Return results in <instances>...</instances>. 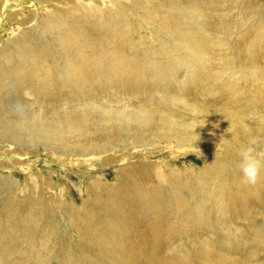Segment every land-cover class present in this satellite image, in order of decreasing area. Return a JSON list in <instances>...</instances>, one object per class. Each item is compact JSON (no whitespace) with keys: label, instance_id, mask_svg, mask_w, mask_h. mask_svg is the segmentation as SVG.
Returning a JSON list of instances; mask_svg holds the SVG:
<instances>
[{"label":"rangeland","instance_id":"obj_1","mask_svg":"<svg viewBox=\"0 0 264 264\" xmlns=\"http://www.w3.org/2000/svg\"><path fill=\"white\" fill-rule=\"evenodd\" d=\"M134 1L135 5L132 4L129 10L132 16L126 17L127 27L122 32L127 33L124 41L135 46L138 54H144L147 46L158 47L153 35L155 32L151 31L152 25L145 23V20H149L145 16L151 17L153 7L147 0ZM246 1L250 3L249 9L226 10L221 19L227 24L234 22L235 18L242 20V31L251 23L255 26L264 23V0ZM26 2L34 6V15L28 18L20 16L19 9H11L1 20L0 11V47L12 43L23 30L28 31L31 23L47 21L64 12L65 8L74 6V1L65 0ZM99 6L104 11L108 10L107 5ZM139 7L142 11L137 10ZM29 21L31 23L26 24ZM129 28L131 31L127 32ZM12 30L21 31L12 34ZM160 36L167 41V47L172 43L162 34ZM89 37L84 48L78 49L76 45L69 47L71 53L66 55L68 60L88 47L95 48L90 52L94 57H98L101 49L110 45L118 48L110 50L123 48V42L118 37L114 38L112 33L91 34ZM245 47L246 44L238 48L242 51ZM63 57L59 56V65L64 64L66 59ZM148 59L159 60L160 57L149 56ZM162 63L165 62L156 64ZM234 66L239 73H246L248 77L254 73L256 79L254 88L243 84L242 91L250 93V99L259 95L263 99L262 107L255 112L256 121L247 126L248 136L241 135L236 128L222 126L219 119L208 118L188 108L172 106L168 111L152 110L149 102H166L168 95L165 93L179 100L176 94L186 84H189V96L196 103H201L204 96L201 88L190 81L189 70L178 67L167 73L164 84H156L149 77L141 90L130 97L123 92L115 94L105 91L87 100L97 108L102 107L100 111H84L88 120L101 128L111 115L113 121H125L124 117H117L114 112L107 113L111 109L115 112L126 109L128 112L124 116H127L140 110L141 106L145 107L150 112V121L139 132L142 145L123 135L117 128L118 124L106 133L109 139L102 140L101 134L87 123L84 127L85 139L81 141L92 147H101L104 142L112 147L110 151L84 158L39 149L38 152H18L25 155L18 158L1 149L0 166L5 168L0 169V264H167L173 253L182 254L190 246L200 247L210 242L213 235L206 227L220 217L217 211L210 214V222L202 218L194 221V208H199L203 203L202 194L205 193L204 184L198 181L200 175L214 165V171L220 172L218 179L226 196L230 194L231 186L238 188L244 182L239 178L242 175L232 176L239 169L242 158L240 154L231 157L227 143H230L233 151L236 150L235 154L239 152L236 146L240 151L250 149L259 165L258 157L264 154V61L250 63L243 55L237 54L234 55ZM149 75V72H145V76ZM204 99L207 98L204 96ZM79 104V101H73L71 106ZM58 108L64 109L62 104ZM171 124L183 130L184 137L187 134L196 137L197 145L178 147L174 141L169 142L170 138L165 134ZM232 137L236 141L233 142ZM17 159L25 160L19 162ZM206 180L213 183V178ZM151 192H154V199L146 202L140 200L141 195ZM218 193L215 191V194ZM116 196L118 199L113 201L111 197ZM166 197L173 199L167 201L164 199ZM178 200L187 205L186 209L176 211L173 208ZM212 201L209 199L205 202L206 208H212ZM34 203L46 210L44 221L37 220L39 225L46 227L43 230H37L33 225L28 228L23 225L29 219ZM156 203L161 204L160 214ZM21 204L27 208H22ZM262 205L264 203L258 206ZM187 212L193 217L189 218ZM245 212L248 211L242 209L240 213ZM229 226L235 229L239 227L233 224ZM45 233L51 245L47 253L41 248ZM214 242L215 245H208L212 264H253L248 257L223 251L218 236ZM151 256L154 257L153 261L149 260ZM39 257L46 260L40 261ZM260 259L263 260L264 256L261 255ZM191 264L200 263L195 260Z\"/></svg>","mask_w":264,"mask_h":264},{"label":"bare ground","instance_id":"obj_2","mask_svg":"<svg viewBox=\"0 0 264 264\" xmlns=\"http://www.w3.org/2000/svg\"><path fill=\"white\" fill-rule=\"evenodd\" d=\"M65 1H74V6L65 8L64 12L47 21L27 22L31 23L28 31L23 30L12 43L0 47V150L18 158L25 156L18 152H38L39 149L84 158L110 151L112 147L103 141L101 147L87 146L81 141L85 139L84 127L87 123L101 134L102 140H108L109 134L106 133L118 124L117 128L123 135L130 136L135 142L138 141L137 145H142L143 139L139 132L150 121V112L145 107L141 106L140 110L127 116H124L128 112L126 109L116 112L111 109L107 113L114 112L117 117H124L125 121H113L111 115L104 123V128H101L99 124H92L84 111H100L102 107L97 108L87 100L105 91L115 94L123 92L130 97L141 90L149 77L156 84H164L167 73L178 67L190 71V81L201 88L207 99L203 96L201 103H196L189 96L191 92L189 84H186L176 94L179 100L165 93L168 95L166 102H149L152 110L168 111L172 106L188 108L208 118L219 119L222 126L236 128L241 135H249L247 126L256 121L255 112L262 107L263 99L260 95L250 99L251 94L242 91L243 84L254 88L256 79L254 73L248 77L246 73L236 70L234 55H243L247 62L254 64L264 61V23L256 26L251 23L242 31V20L235 18L234 22L227 24L221 19L226 10L249 9L248 1L147 0L153 9L150 18L145 16L151 22L145 20V23L152 25L151 31L155 32L153 35L158 47L147 46L144 54H138L135 46L125 42L127 33L122 32L127 27L126 17L132 16L129 10L132 4L135 5L134 0H108L107 3H104L105 0ZM100 4L107 5L108 10L104 11ZM11 9H19V15L26 18L34 15V6L28 5L26 0H0L1 20ZM137 10L142 11V8ZM17 31L21 30H12V34ZM100 33H112L114 38H120L122 50H110L118 49L110 45L101 49L98 57H94L90 52L95 48L88 47L68 60L66 55L71 53L69 47L76 45L78 49L84 48L91 34ZM160 34L169 43L172 42L170 47H167V41L160 38ZM245 44L246 47L240 51L238 47ZM60 55L66 59L62 65L57 62ZM149 56L160 59L149 60ZM159 61L165 63L156 64ZM145 72L150 75L145 76ZM73 101H79L80 104L72 107ZM60 104L64 109L58 108ZM102 115L105 116L104 113ZM165 136L178 147L197 145L196 137L188 134L184 137L183 130L172 124L168 126ZM231 139L236 141L233 137ZM226 148L231 150V157L241 152L236 146L239 152L235 154L236 150H232L230 143H227ZM258 159L261 165L258 164L256 183L249 187L250 183L237 169L232 176L242 175L239 178L244 181L243 185L240 183L238 188L231 186V192L226 196L218 179L220 172L214 171V165L200 175L198 181L204 184L205 193L202 194L203 203H200L199 208H194V221L199 218L209 221L210 214L218 211L220 219L215 223L209 221L210 225L206 227L213 238L204 246H190L182 254L173 253L167 264H191L195 260L200 264H212L208 245H215L217 236L220 248L226 253L248 257L253 264H264V259H260L261 255L264 256V205L258 206L264 203V154H260ZM23 160L17 159L19 162ZM206 178H213V183L210 184ZM215 191L220 193L215 194ZM111 199L116 201L118 198ZM152 199L154 192L145 193L140 198L143 202ZM164 199L169 201L173 198ZM209 199L214 200L212 208L205 206ZM20 206L27 208L24 204ZM186 206L178 200L173 208L181 211ZM156 207L160 214L161 204L156 203ZM31 208L33 211L29 219L23 222L24 227L33 225L37 230L46 228L37 223L38 219L47 217L46 210L36 203ZM242 209L248 212L242 214ZM187 215L193 217L189 212ZM231 224L239 227L235 229L229 226ZM43 244L41 248L47 253L51 245L46 233L43 235ZM39 260L46 258L39 257ZM149 260L153 261L154 257L151 256Z\"/></svg>","mask_w":264,"mask_h":264},{"label":"clouds","instance_id":"obj_3","mask_svg":"<svg viewBox=\"0 0 264 264\" xmlns=\"http://www.w3.org/2000/svg\"><path fill=\"white\" fill-rule=\"evenodd\" d=\"M240 156L242 159L238 168L248 183L255 184L258 176L257 161L252 157L250 149L242 150Z\"/></svg>","mask_w":264,"mask_h":264}]
</instances>
